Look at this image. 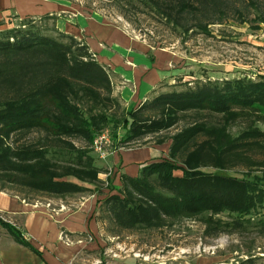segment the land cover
Returning <instances> with one entry per match:
<instances>
[{"label":"trees","instance_id":"obj_1","mask_svg":"<svg viewBox=\"0 0 264 264\" xmlns=\"http://www.w3.org/2000/svg\"><path fill=\"white\" fill-rule=\"evenodd\" d=\"M138 1L187 30L196 23L207 31L233 9L230 0ZM249 4L264 24V0ZM35 25L26 20L0 34L2 192L12 187L52 198L87 193L83 185L95 186L102 174L91 148L113 125L124 133L121 139L114 136L116 150L149 138L157 145L172 143L168 157L147 165L138 177L121 175L119 195L105 201L119 228L161 230L199 219L208 235L218 237L226 228L254 225L264 208V174L253 172L264 171L263 76L198 82L118 117L121 105L113 96L111 74L90 48L66 34L44 35ZM237 122L246 126L235 136L231 128ZM180 124L184 127L170 135ZM74 140L88 147L79 148ZM238 167L249 172L239 178L207 171ZM178 171L182 176L175 175ZM225 213L232 222L217 218ZM0 225L14 242L41 257L21 228L1 217Z\"/></svg>","mask_w":264,"mask_h":264},{"label":"rangeland","instance_id":"obj_2","mask_svg":"<svg viewBox=\"0 0 264 264\" xmlns=\"http://www.w3.org/2000/svg\"><path fill=\"white\" fill-rule=\"evenodd\" d=\"M26 1H32L41 9L43 17L21 20L14 11V17L11 18L13 24L19 25L28 20L34 22L44 35L60 39L59 34L65 33L59 31L58 25L61 26L60 30H64L67 27L64 23H71L80 30L85 25L80 26L79 20L81 24H86L90 18L100 19L133 42L169 56L171 61L168 63V77L150 94V98L143 102L146 105L162 95L183 91L187 86L194 87L198 82L258 80L261 76L264 77V24L256 18L255 11L249 4L250 0H230L233 9L222 22L209 26L207 31L199 28L196 23H192L195 26L192 30L182 28L176 22L159 16L155 8L147 7L138 0ZM76 39L88 46L86 38ZM110 74L114 87L113 96L119 99L121 105L117 114L122 117L123 112L126 113L130 109L126 101L129 96L126 88L133 85L112 72ZM88 107L86 106L87 110ZM111 112L115 114L116 111ZM261 113L264 115V109H261ZM245 126L242 122L235 123L231 128L232 134L237 136ZM182 127L184 124H180L169 134H176ZM261 128L264 130V125ZM103 133L110 142L105 149L106 158L102 159L94 152L93 146L91 148L95 165L102 173L100 182L95 186H87L70 179L73 183L89 188L87 193L52 198L42 194L22 193L11 189L12 187L5 190L13 197L26 199L28 204L46 206L50 214L62 211L74 213L81 210L88 213V234L69 236V239L76 243L82 241L88 245V249L74 257L72 264H264V225L257 223L260 219L264 220V208L257 215L254 225L237 230L226 228L218 237L208 235L206 226L199 219L181 220L161 230L119 228L105 203L107 198L119 195V189L122 187L118 186L117 180L120 176L117 167L113 165V156L122 150L161 147L167 151L164 153L167 158L172 143L157 145L156 138H149L116 150L114 136L117 135L121 139L124 135L122 129H115L110 125ZM36 137L37 135H33L22 142H30ZM74 142L79 148L88 147L82 140ZM257 155V158H263ZM207 171L239 178L249 172L244 167L218 171L210 168ZM253 172L258 176L264 174V171ZM175 175L182 176V172L178 171ZM1 190L0 187V192ZM0 217L11 222L2 215ZM217 218L228 223L233 220L227 213ZM1 230L4 229L0 225Z\"/></svg>","mask_w":264,"mask_h":264},{"label":"crops","instance_id":"obj_3","mask_svg":"<svg viewBox=\"0 0 264 264\" xmlns=\"http://www.w3.org/2000/svg\"><path fill=\"white\" fill-rule=\"evenodd\" d=\"M0 0V34L18 28L12 21V12L21 20L42 18V10L32 1ZM44 11V10H43ZM22 23V22H21ZM85 23V22H84ZM59 31L74 38L84 37L88 47L95 54L98 62L112 74L121 77L132 87L126 100L130 109H136L150 98L156 88L167 79L171 58L162 52H154L145 45L133 42L124 37L119 30L100 19H88L82 29L64 23ZM12 25V26H11ZM14 27V28H13ZM167 151L161 147L142 150L119 151L112 161L117 167L120 178L126 174L135 178L144 167L152 162L165 159ZM50 210L42 205L28 204L25 200L0 192V215L11 220V223L25 232V238L41 253V257L31 250L17 244L5 230L0 231V264H72L74 257L84 249L86 242L76 243L70 237L88 234V213L85 210L68 213L50 214Z\"/></svg>","mask_w":264,"mask_h":264},{"label":"built area","instance_id":"obj_4","mask_svg":"<svg viewBox=\"0 0 264 264\" xmlns=\"http://www.w3.org/2000/svg\"><path fill=\"white\" fill-rule=\"evenodd\" d=\"M110 145L108 137L106 134H101L95 141L93 149L94 152L99 154L102 159L106 158V147Z\"/></svg>","mask_w":264,"mask_h":264}]
</instances>
